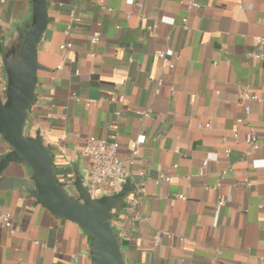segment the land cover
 <instances>
[{
    "label": "crops",
    "instance_id": "0c3cea01",
    "mask_svg": "<svg viewBox=\"0 0 264 264\" xmlns=\"http://www.w3.org/2000/svg\"><path fill=\"white\" fill-rule=\"evenodd\" d=\"M194 1L46 0L25 132L40 130L62 182L75 164L87 172L86 137L118 142L124 177L139 182L110 219L128 264H264V59L246 55L264 36V0ZM28 16L29 0H0V53ZM4 86L0 59L1 97ZM30 175L24 163L0 173V213L16 227L0 225V264H90L88 236L35 202Z\"/></svg>",
    "mask_w": 264,
    "mask_h": 264
},
{
    "label": "water",
    "instance_id": "95a60500",
    "mask_svg": "<svg viewBox=\"0 0 264 264\" xmlns=\"http://www.w3.org/2000/svg\"><path fill=\"white\" fill-rule=\"evenodd\" d=\"M48 22L46 0H29V16L14 25L4 38L0 53L5 86L0 96V136L8 150L0 154V173L10 163L29 167L34 183L29 191L55 218L71 220L88 236L90 264H128L119 230L111 224L113 210L134 191L138 181L124 178L119 191L91 198L84 180L87 172L73 166L72 192L55 175L51 146L39 129L26 134L30 108L35 100L37 72L46 69L37 58V46Z\"/></svg>",
    "mask_w": 264,
    "mask_h": 264
},
{
    "label": "built area",
    "instance_id": "2783aa9c",
    "mask_svg": "<svg viewBox=\"0 0 264 264\" xmlns=\"http://www.w3.org/2000/svg\"><path fill=\"white\" fill-rule=\"evenodd\" d=\"M102 8H106L107 10H111L110 7H107L104 2H100ZM139 5V4H138ZM198 4L194 0H189L188 9L192 7H196ZM73 18V15L71 14ZM184 23L186 22V18L183 19ZM71 29V24H67L66 33ZM100 33L98 31H94L91 35V42L96 44L99 41ZM256 45L257 50L247 52V57L264 59V53L261 50L262 44L264 42V36L256 37ZM61 49L71 47L70 42H66L65 44H60ZM155 56L161 58L164 62H167L168 57L171 56L170 50L160 51L155 53ZM170 69L174 68L172 63H167ZM151 81L155 84V92L158 91L159 86L161 85V80L157 78H150ZM172 89V88H171ZM244 97L247 100H254L256 96L244 93ZM246 113L249 112V108H245ZM150 115L149 111H142V117H148ZM202 127V126H200ZM204 127H209L208 124H205ZM246 141L252 147H257L258 142L254 132H250ZM140 144V140L136 139L135 147ZM118 142L116 140H110L107 138H97L94 136L86 137L83 141L81 152L82 154L88 158L89 160V168L87 170V174L84 180V185L87 186L88 192L91 198H98L104 194L111 195L119 191V186L124 180V176L126 173V163L121 160L117 155ZM135 153V151H133ZM229 150H227V154ZM159 179L168 181L169 177L164 174H160ZM71 178L65 180V187L69 192H72L73 186L71 185ZM219 182L217 181L215 186H218ZM177 197L184 199V196L179 194ZM224 204V200L221 197H218L216 202V206H221ZM0 225L4 226L9 230L12 234L15 232L16 227L13 224L11 216L8 212L0 213ZM153 244L156 246L158 244V235L154 237ZM214 264H219L215 262Z\"/></svg>",
    "mask_w": 264,
    "mask_h": 264
}]
</instances>
